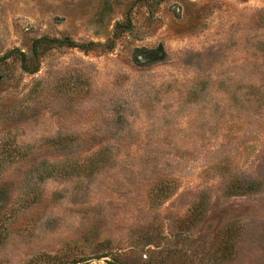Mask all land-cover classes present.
Instances as JSON below:
<instances>
[{"label":"rangeland","instance_id":"obj_1","mask_svg":"<svg viewBox=\"0 0 264 264\" xmlns=\"http://www.w3.org/2000/svg\"><path fill=\"white\" fill-rule=\"evenodd\" d=\"M0 264H264V0H0Z\"/></svg>","mask_w":264,"mask_h":264}]
</instances>
